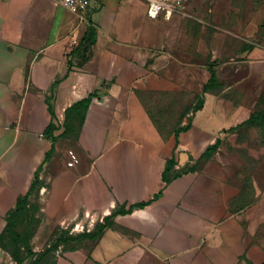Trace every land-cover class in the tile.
Wrapping results in <instances>:
<instances>
[{"label":"crops","instance_id":"obj_1","mask_svg":"<svg viewBox=\"0 0 264 264\" xmlns=\"http://www.w3.org/2000/svg\"><path fill=\"white\" fill-rule=\"evenodd\" d=\"M95 2L97 42L77 67L70 42L87 26L59 0H0V264H15L8 226L51 152L47 128L90 95L78 144L114 215L53 264H264V197L242 205L206 155L249 104L233 87L204 92L209 72L199 82L193 62L163 50L165 36L149 37L144 0H102L100 14ZM169 93L190 94L194 108L166 135L147 100Z\"/></svg>","mask_w":264,"mask_h":264},{"label":"rangeland","instance_id":"obj_2","mask_svg":"<svg viewBox=\"0 0 264 264\" xmlns=\"http://www.w3.org/2000/svg\"><path fill=\"white\" fill-rule=\"evenodd\" d=\"M95 7L94 13L100 14L102 0H96ZM93 17L92 13L90 20L99 25L100 19ZM147 21L149 37L165 36L163 50L185 63L193 62L199 82L205 72L210 78L214 72L213 91L233 87L230 94L236 90L249 104L255 119L229 130L208 158L217 162L238 190L242 205L264 197V0H195L170 21ZM80 40L70 42L71 48L78 47ZM198 90L197 104L201 102ZM147 101L153 120L166 135L177 132L194 108L192 96L185 93ZM55 124L54 152L37 172L7 236L6 248L15 264H52L59 253L82 246L90 239L88 234L108 226L114 215L110 195L79 148V116L73 112ZM88 212L91 217L85 227L78 228Z\"/></svg>","mask_w":264,"mask_h":264},{"label":"trees","instance_id":"obj_3","mask_svg":"<svg viewBox=\"0 0 264 264\" xmlns=\"http://www.w3.org/2000/svg\"><path fill=\"white\" fill-rule=\"evenodd\" d=\"M97 35H98V27L95 25V23H93L92 20L88 19V26H87V30L84 34V36L82 37V39L80 40L79 46L77 47V49L75 50L74 56L70 62V66H77V67H82L84 66L91 58V52L93 47L95 46L96 42H97ZM217 83V76L214 72H211V78L209 81V84H207L204 87V92H207L209 90H213V86ZM93 99V95H90L88 98L78 102L77 104H75L74 106L70 107L67 109L66 111V119H68V117L71 115V113H76L79 116V121L82 120V114L81 111L85 112L87 111L91 101ZM202 107V101L198 103L196 110L200 109ZM54 116V114H53ZM255 119L254 115H251L248 121H252ZM57 129V126L55 123H51L49 125V127L46 130V136L51 139L52 141V149L51 152H49L48 156L46 157V159H48L52 153L54 152V145L55 142L57 141V137L54 136V131ZM181 129H179L178 131H180ZM177 131V132H178ZM220 144V141H218L217 145L214 146L213 148H211L210 150L207 151L206 155L209 156L212 151H214L217 146ZM205 155V156H206ZM33 185L31 187L30 192L32 191ZM30 192L23 197V199H21L18 203L17 209L15 210V212L13 213V216L9 222V226H8V233L10 231V227L12 226L13 223V219L15 218V216L17 215V213L22 209V206L27 198V196L30 194ZM102 230H100L97 234L101 233ZM96 235L95 234H88L87 236L92 238ZM14 259H16V261L18 263H20V259H19V255H15ZM53 264V263H52Z\"/></svg>","mask_w":264,"mask_h":264},{"label":"built area","instance_id":"obj_4","mask_svg":"<svg viewBox=\"0 0 264 264\" xmlns=\"http://www.w3.org/2000/svg\"><path fill=\"white\" fill-rule=\"evenodd\" d=\"M147 5V15L150 19L163 18L170 21L176 14L184 12L195 0H144ZM62 7L75 15L80 24L88 23L92 0H59ZM60 254V253H59ZM58 254V255H59Z\"/></svg>","mask_w":264,"mask_h":264},{"label":"bare ground","instance_id":"obj_5","mask_svg":"<svg viewBox=\"0 0 264 264\" xmlns=\"http://www.w3.org/2000/svg\"><path fill=\"white\" fill-rule=\"evenodd\" d=\"M90 217H91V215L88 212L87 215H86V217L78 222V228H84L85 227V224H86V220L88 218H90Z\"/></svg>","mask_w":264,"mask_h":264}]
</instances>
